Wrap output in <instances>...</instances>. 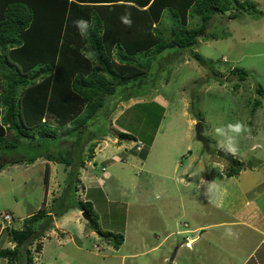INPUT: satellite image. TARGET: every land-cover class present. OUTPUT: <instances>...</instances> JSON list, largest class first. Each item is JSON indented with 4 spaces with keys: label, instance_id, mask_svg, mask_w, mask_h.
<instances>
[{
    "label": "rangeland",
    "instance_id": "374dc122",
    "mask_svg": "<svg viewBox=\"0 0 264 264\" xmlns=\"http://www.w3.org/2000/svg\"><path fill=\"white\" fill-rule=\"evenodd\" d=\"M260 1L257 8L264 12ZM253 2H245V9ZM236 13L239 19L213 16L206 38L198 37L191 50L212 71L200 66L190 50L182 51L163 73L149 75L147 81L156 84L145 97L124 101L117 94L103 108L108 111L106 121L90 124V132H85V139L100 128L108 135L86 143L78 154V191L73 198L91 201L99 229L113 236L100 235L79 210L63 217L53 213L51 228L27 246L33 264H241L257 247L256 230L264 233V97L256 93L259 84L264 88V24L243 18L245 12ZM200 22L190 21L187 27L199 28ZM157 28L162 32L168 26ZM236 70L245 71L248 78L239 80ZM215 77L225 80L223 85ZM259 101L262 105L255 110ZM192 121L204 124L210 150L197 140ZM237 121L250 131L238 138L239 152L233 157L244 168L229 177L230 163L218 157L222 151L215 147L212 129ZM122 132L137 141L122 140ZM76 140L61 145L42 141L33 145L36 148L23 143L15 153H66ZM2 161L6 158L0 165ZM5 167L0 173V214L10 213L14 220L7 227L0 216V225L22 230L29 217L59 210L57 200L69 188L72 167L46 159ZM208 177L214 178V185H199ZM228 228L237 235L227 237ZM118 235L124 243L116 249ZM27 249L22 264H27Z\"/></svg>",
    "mask_w": 264,
    "mask_h": 264
},
{
    "label": "trees",
    "instance_id": "16d2710c",
    "mask_svg": "<svg viewBox=\"0 0 264 264\" xmlns=\"http://www.w3.org/2000/svg\"><path fill=\"white\" fill-rule=\"evenodd\" d=\"M227 12L232 19L238 17L236 12L264 15L254 5L245 9L238 0H0V155L13 158L12 164L32 165L46 159L72 167L69 188L57 200L59 210L52 215H33L25 220L22 230H12L16 247L1 250L0 257L8 259L9 264H22L24 249L51 228L53 213L63 217L72 209L90 213L91 226L106 238L113 236L99 229L91 201L73 198L78 191V154L86 143L108 135L100 128L85 139V132H90V124L106 121L108 111L103 108L117 94L124 101L145 97L156 84L147 81L149 75L163 73L171 59L196 47L211 18ZM125 13L131 14V27L121 23ZM81 18L93 25L86 39L73 26ZM195 20L201 21L199 28L187 27ZM162 24L168 28L160 32L157 26ZM88 50L97 53L95 62L85 59ZM191 54L200 66L212 71L198 53ZM154 63L159 68H153ZM238 71L235 73L239 80L245 81L249 75ZM213 75L218 77L216 72ZM216 77L214 80L223 85L225 80ZM256 93L264 97L261 84ZM255 105L256 110L262 103ZM103 110L107 113L103 114ZM119 137L137 141L126 132ZM73 138L77 139L75 148L66 153L50 149L32 156L15 153L23 143L36 148L33 145H41L42 141L61 145ZM152 144L153 140L150 147ZM243 168L235 159L227 175L237 176ZM123 243L122 235L114 236L116 249ZM36 249L41 251V245ZM26 252L27 264H33L30 250Z\"/></svg>",
    "mask_w": 264,
    "mask_h": 264
},
{
    "label": "clouds",
    "instance_id": "9594fccd",
    "mask_svg": "<svg viewBox=\"0 0 264 264\" xmlns=\"http://www.w3.org/2000/svg\"><path fill=\"white\" fill-rule=\"evenodd\" d=\"M120 19L122 24H124L127 27H131L132 20L130 13H125L124 15L121 16ZM73 26L77 29L79 35L85 39L89 36L90 30L93 27V25L88 20H85L83 18L75 20L73 22ZM96 56L97 53L94 50H88L84 53L85 59L92 62H95ZM191 123L195 125L197 121H192ZM249 131L250 129L244 123L237 121L235 123H228L226 125L213 127L212 129L213 135L211 138L215 139L216 141L215 147L216 149L222 151L224 157L226 158L235 157L239 152L238 138L242 134L247 133ZM203 135L205 137H209V133L206 129L204 130ZM205 184L206 182L203 179H200L199 185H205ZM209 191L210 189H207V192ZM225 234L227 237L230 238L235 237L237 235L235 232H233L231 228H228Z\"/></svg>",
    "mask_w": 264,
    "mask_h": 264
},
{
    "label": "crops",
    "instance_id": "0c3cea01",
    "mask_svg": "<svg viewBox=\"0 0 264 264\" xmlns=\"http://www.w3.org/2000/svg\"><path fill=\"white\" fill-rule=\"evenodd\" d=\"M238 1H240L242 4H245V2H247V1H252V0H238ZM254 1V0H253ZM251 5H254L255 7H256V9L257 10H259L257 7H258V4L259 5H261V1L260 0H255V2H253V3H250ZM232 12H235L234 10L232 11ZM228 14H231L230 12H227L226 14H224V15H222V16H225V15H228ZM243 14V13H242ZM251 15H253V16H250V13H247V15H245V16H243V18L244 17H247V18H252V19H254L255 21H257L256 23H260V25H262V24H264L263 22H261V21H264V18H258V17H256L255 16V14H251ZM255 16V17H254ZM238 19H239V15H238V17H237ZM258 18V19H257ZM247 20V19H246ZM252 21V20H251ZM166 26H168L167 24H166ZM259 34V33H258ZM21 158V157H20ZM0 159H5V158H3L1 155H0ZM7 159L8 158H6V161H2V163H1V165L2 164H6L5 166L6 167H9V166H11V167H15V168H18V166H21V165H26V166H31V165H29V164H24V163H20V164H12V161H13V158L10 160V161H7ZM39 161V160H38ZM36 163V162H35ZM34 163V164H35ZM34 164H32V165H34ZM0 165V166H1ZM5 167V168H6ZM4 169V167H2L1 168V170H0V173H1V171ZM213 177H212V179H210L209 177H208V181H205L206 183H209V184H212V185H214V181H213ZM224 193H225V190H223L222 191V194L224 195ZM81 213V212H80ZM4 214H9V215H11V217H12V219H11V222L10 223H8L7 222V224H6V226L8 227V226H10L11 224H13V218H14V216L12 215V214H10V213H4ZM0 216H1V219L2 220H4L5 221V219H4V217L2 216V214H0ZM30 218V217H29ZM21 220H23V219H21ZM6 222V221H5ZM25 222V221H24ZM6 226H2V225H0V251L1 250H14L15 249V247H16V243L13 241V239H12V236H11V232H12V230H17V229H15V228H12L11 230L9 229V228H7ZM211 226V225H210ZM214 226V225H213ZM22 227H24V224H23V226ZM187 231V230H186ZM257 231V233H259V235H260V239H259V243H258V245H257V247L253 250V251H251L250 253H248L247 254V256L245 257V259H244V261L241 263V264H264V254L263 255H260V252H263L264 251V249H262V246H264V233H262L261 231H260V229L259 230H256ZM262 234V235H261ZM193 240V239H192ZM73 241H74V238H73ZM191 241V240H190ZM191 243V242H190ZM48 263V262H47ZM0 264H9V260L8 259H6V258H2V257H0ZM18 264H21V261L20 262H18ZM43 264H46V263H43Z\"/></svg>",
    "mask_w": 264,
    "mask_h": 264
},
{
    "label": "water",
    "instance_id": "95a60500",
    "mask_svg": "<svg viewBox=\"0 0 264 264\" xmlns=\"http://www.w3.org/2000/svg\"><path fill=\"white\" fill-rule=\"evenodd\" d=\"M204 125L201 121L197 122L196 125H195V132H196V138L197 140L202 143L205 147V150H210V141L208 140L207 137H205L203 135V132H204ZM218 157L224 159L225 161L233 164L234 162V159L233 157H224L223 153L222 152H219V155ZM83 215V218L88 221V223H90L91 225H93V218L92 216L90 215V213H87V212H83L82 213Z\"/></svg>",
    "mask_w": 264,
    "mask_h": 264
},
{
    "label": "built area",
    "instance_id": "2783aa9c",
    "mask_svg": "<svg viewBox=\"0 0 264 264\" xmlns=\"http://www.w3.org/2000/svg\"><path fill=\"white\" fill-rule=\"evenodd\" d=\"M4 219H5L6 222L10 223L12 218H11V215L6 214V215L4 216Z\"/></svg>",
    "mask_w": 264,
    "mask_h": 264
},
{
    "label": "bare ground",
    "instance_id": "6f19581e",
    "mask_svg": "<svg viewBox=\"0 0 264 264\" xmlns=\"http://www.w3.org/2000/svg\"><path fill=\"white\" fill-rule=\"evenodd\" d=\"M190 242L192 243V242H194V240H191Z\"/></svg>",
    "mask_w": 264,
    "mask_h": 264
}]
</instances>
